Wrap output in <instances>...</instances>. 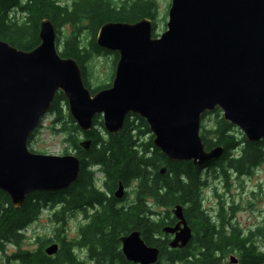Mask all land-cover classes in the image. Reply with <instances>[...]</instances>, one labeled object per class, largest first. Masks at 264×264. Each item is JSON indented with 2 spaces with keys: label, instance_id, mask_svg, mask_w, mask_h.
Here are the masks:
<instances>
[{
  "label": "water",
  "instance_id": "1",
  "mask_svg": "<svg viewBox=\"0 0 264 264\" xmlns=\"http://www.w3.org/2000/svg\"><path fill=\"white\" fill-rule=\"evenodd\" d=\"M153 21L107 22L95 43L118 55L110 87L92 93L81 68L62 58L56 29L48 19L39 24V45L21 51L0 40V192L13 208L31 193L66 190L78 179L80 161L71 155H41L28 142L56 94L82 133L101 116L108 135H116L125 118L145 121L152 144L171 162L205 167L223 154L206 150L200 138L202 116L219 110L248 143L264 139V0H171L165 31L153 37ZM91 141L79 146L88 150ZM166 169H160L165 174ZM124 187L114 196L120 200ZM184 207L175 205L170 249L185 248L192 230ZM121 251L133 264H156L159 250L148 246L138 231L121 239ZM51 244L47 256L56 254ZM231 264L238 260L230 257Z\"/></svg>",
  "mask_w": 264,
  "mask_h": 264
},
{
  "label": "trees",
  "instance_id": "2",
  "mask_svg": "<svg viewBox=\"0 0 264 264\" xmlns=\"http://www.w3.org/2000/svg\"><path fill=\"white\" fill-rule=\"evenodd\" d=\"M15 14L21 17H17ZM156 4L154 0H127L114 4L111 0H79L77 6H61L55 0H0V40L21 51H31L39 45V24L48 19L56 29V46L62 58H71L81 68L86 88L92 93L106 89L110 85L91 88L90 71L86 63L94 56H113L115 69L118 55L99 48L95 38L100 27L107 22H135L146 18L154 22ZM153 37L155 34V24ZM70 31L64 40L60 38L63 27ZM88 34L87 45L82 44V36ZM113 78V74H111ZM66 103L62 94H56L49 112L55 114L60 131L66 135L65 141L74 146V156L80 161V173L76 182L66 190L52 193H31L20 208H13L9 198L0 192V239L4 242L20 243L26 225L36 220L45 208L54 210L56 221H63L69 208L91 207L98 204L100 209L94 223L88 228L84 244H98L102 248L90 250L98 264H132L124 260L120 237L131 231H138L142 240L159 250L156 264H221L229 251L240 254L239 264H264V251L258 250L252 234L242 236L237 229L225 231L222 212L217 222L211 220L202 208L201 191L208 186L207 181L220 177L226 182L229 171L247 174L248 170L261 164L263 142L248 143L232 133V126L223 118L216 119L210 129L200 128V138L206 150L222 147L223 154L208 162L205 167L194 166L192 162H171L156 149L145 121L137 116H127L122 129L114 136L103 138L95 126H102L96 117L89 133H82L91 141L87 151L80 148L77 134L80 132L69 113L63 114L61 103ZM67 107V103H66ZM206 113L202 116L209 115ZM215 115L220 111L215 110ZM135 123H134V122ZM34 133L31 135V141ZM147 136V137H145ZM241 147V152H233ZM101 167L105 187L110 194L119 183L128 187L135 184L134 201L128 208H114L113 198L94 188V177L86 168ZM165 168V174L160 169ZM203 170V171H202ZM205 173L203 180L202 174ZM175 205L184 207V217L192 229L189 244L182 249H170L169 238L161 233L164 226H172L176 220L170 210ZM156 208L163 209L158 213ZM62 230H57L56 239L61 243L62 254L70 256L69 245L60 239ZM264 241V235H262ZM49 242H45L48 244ZM43 244V245H45ZM66 256V259L68 258ZM60 259V258H59ZM26 264H55L51 258L41 253L39 256H23ZM109 260V263L105 262Z\"/></svg>",
  "mask_w": 264,
  "mask_h": 264
},
{
  "label": "rangeland",
  "instance_id": "3",
  "mask_svg": "<svg viewBox=\"0 0 264 264\" xmlns=\"http://www.w3.org/2000/svg\"><path fill=\"white\" fill-rule=\"evenodd\" d=\"M61 5L68 6L73 0H55ZM114 4H120L127 0H111ZM156 4V17L154 20L155 34L160 35L165 31L166 23L168 20V9L170 7L171 0H154ZM18 18V16L15 14ZM70 28L68 26L63 27L60 32L61 40H64L68 35ZM82 44L87 45L89 37L87 33H84L82 38ZM59 50V49H57ZM113 56L111 55H99L92 57L86 66L90 71L89 82L91 88H96L102 85H110L112 82L111 74H114V68L112 67ZM63 114L68 112L66 103H61ZM69 113V112H68ZM100 117L101 123L102 118ZM222 118V114L217 116L210 113L204 116L201 121L203 128L210 129L214 126L216 119ZM55 121V114L47 112L42 117L40 125L34 132L31 141L28 143V148L31 152L41 155H71L74 154V146L65 141L66 135L63 134L60 129L61 126ZM134 122V121H133ZM135 123V122H134ZM95 129L103 138L106 137V131L103 126H95ZM232 133L239 139L244 138L242 132L232 126ZM151 135V134H150ZM77 140L80 143L84 137L81 131L78 132ZM147 137V136H145ZM245 139V138H244ZM263 144H264V140ZM261 142V141H260ZM241 152V147L237 151H234V155H238ZM93 170V169H92ZM203 171V170H202ZM95 172V171H93ZM226 182L220 177L207 181L208 186L202 189V208L208 211V216L211 220L217 222L220 211L224 216L225 231L231 229H237L241 232L242 236H249L252 234L253 243H255L258 250L264 251V241L262 235H264V149L263 160L260 165L248 170L247 174L237 178L234 171L228 172ZM203 180L206 178L205 173L202 174ZM97 181H103L101 174L96 176ZM135 184L131 183L127 187L128 196L127 203H131L135 197ZM55 209L45 208L36 222L32 223L26 231H24V238L21 239L20 245L25 250L27 245L34 244L36 238L39 237V245L49 242L51 238L56 237V228H63V237L67 236L65 232V225L57 226L50 221V216ZM159 213L163 212V209L156 208ZM171 213V210H170ZM65 218V217H64ZM35 243V244H36ZM14 251L13 248H8L7 253ZM230 256H235L240 261V254L237 251H229L224 255L221 264H231Z\"/></svg>",
  "mask_w": 264,
  "mask_h": 264
},
{
  "label": "flooded vegetation",
  "instance_id": "4",
  "mask_svg": "<svg viewBox=\"0 0 264 264\" xmlns=\"http://www.w3.org/2000/svg\"><path fill=\"white\" fill-rule=\"evenodd\" d=\"M78 4H79V0H73L70 3L69 7L70 6H77ZM61 6H64V5H61ZM261 142H263V141H261ZM94 168H96L97 171L92 172V169H94ZM86 170L90 171L94 177V188H95V190H97L99 193H106V195H107L106 198L108 200H112L111 197L113 198L114 208H122L123 209V208L129 207L130 203L129 204L127 203V196H128L127 187L123 186L124 187V195L120 200H118L114 196V192H115L116 188L111 192L112 194H110L108 192V190L106 189L104 174L101 171V167L90 166V167H87ZM98 174L102 175L103 181L102 180L97 181L96 176ZM235 175L237 176V178H239V177H242L244 174H239V173L235 172ZM99 209H100V206L98 204H93L91 207L84 206L82 208H76V209L75 208H69V211H67L65 214L64 220L61 222L56 221V219L54 218L53 215L55 212H53L52 215L50 216V221H52L57 226L62 225V227H63L65 225V232H66L67 236L65 235V237H63V228H58V229L56 228V231L62 230L59 234V237H60V239L64 240L67 243V245H69L68 251H69L70 256L62 254V251H61L62 245L59 242V239L57 240L56 237L51 238V240L49 241L48 244H45V245L42 244L41 246L38 244L40 239H39V237H37L36 238L37 243L35 242L36 244L34 243V244L27 245L28 247L25 250L22 248V245H20V243L16 244L13 242H4V239H0V264H26L22 260L24 255L27 254L30 257L31 256L37 257V256H39V253H41V250L43 252V255H45L48 258H51L52 259L51 261L55 264H98L95 257H93L90 254V252H91L90 250H98V249H101L102 247L98 244L87 243L88 241L85 244H84V242H85V235L87 236L89 233L88 228L91 226V224L94 223V219H95L96 215L99 213L98 212ZM36 220L28 223L26 225V227L24 228V231H26V229L30 225H32L33 222L35 223ZM123 236H126V235H123ZM122 237H120V239ZM22 238H24V232L22 234ZM120 239H119V241H120ZM51 244H56L58 247V250H57L55 255L47 256L44 251ZM9 247L13 248L14 251H11V253L8 254L7 251H8ZM116 250L121 251V241H120V246H117ZM121 253H122V251H121ZM122 255H123V253H122ZM66 256L68 257L67 259H66ZM123 257H124V255H123ZM124 260L126 261L125 257H124ZM105 262L109 263V260H105ZM30 264H32V262H30ZM33 264H44V263L37 262V263H33Z\"/></svg>",
  "mask_w": 264,
  "mask_h": 264
}]
</instances>
